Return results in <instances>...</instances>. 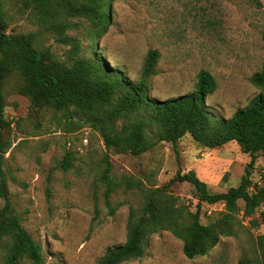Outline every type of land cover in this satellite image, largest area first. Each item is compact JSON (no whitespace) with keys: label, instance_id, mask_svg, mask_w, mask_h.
Instances as JSON below:
<instances>
[{"label":"rangeland","instance_id":"rangeland-1","mask_svg":"<svg viewBox=\"0 0 264 264\" xmlns=\"http://www.w3.org/2000/svg\"><path fill=\"white\" fill-rule=\"evenodd\" d=\"M5 9L10 32H34L37 47L50 48L60 60L94 53L88 48L90 21L85 18H68L69 28L48 29L22 1L5 0ZM109 13L111 20L97 34L94 51L137 81L148 51L158 50L157 73L147 80L151 96L166 99L193 91L202 69L217 81L206 103L219 118L232 116L259 92L250 77L264 57V0L261 7L248 0H112ZM69 36L78 39V52ZM22 84L17 72L4 83L5 117L11 124L0 126V145H7L0 169L23 225L42 246L43 264H96L108 247L123 243L131 207L144 203L143 192L127 187L129 181L143 180L146 187H156L167 184L179 168L194 169L212 192H220L239 184L251 159L236 141L209 148L191 135L177 142L180 163L169 141L140 155L119 152L107 148L87 124L67 130L63 114L34 105L20 92ZM68 150L74 165L64 170L61 162ZM107 163L118 182L110 196L116 207L113 215L104 200L105 184L99 180ZM262 169L264 152H259L254 181ZM170 190L196 209L198 198L189 182L170 183ZM3 203L0 196V207ZM244 204L239 200V218L246 228L238 237H221L208 254L187 258L183 241L161 230L149 237L141 258L122 264H239L243 254L254 252L257 235L264 233V225H251L258 213L243 215ZM200 208L206 223L225 205L203 202Z\"/></svg>","mask_w":264,"mask_h":264},{"label":"trees","instance_id":"trees-1","mask_svg":"<svg viewBox=\"0 0 264 264\" xmlns=\"http://www.w3.org/2000/svg\"><path fill=\"white\" fill-rule=\"evenodd\" d=\"M31 6L38 23L45 28H69L71 17L90 21L88 48L92 55H78L64 61L56 57L50 48L36 45L34 32H10L5 0H0V126H9L5 117L4 83L12 73L23 79L20 92L31 98L36 106L60 111L66 119V129L75 131L84 124L103 138L107 148L123 153L140 155L161 141L172 142L178 163L180 155L177 142L186 135L209 148L220 147L236 141L242 151L251 155L244 173L236 186L225 191L212 192L207 182L194 169L176 174L165 185L146 187L143 180L129 181L144 194V203L138 209L131 207L128 217L127 238L123 243L108 247L96 264H122L141 258L149 237L161 230H168L183 241L187 258L208 254L223 236L238 237L246 228L239 218V200L245 202L243 215L251 216V225H264V169L260 179L252 174L257 153L264 152V57L262 66L255 71L250 82L259 92L243 107L228 117H217L208 107L206 97L215 91L217 81L213 74L202 69L196 88L178 96L161 99L151 96L148 78L157 73L159 51H148L141 78L131 80L125 71L112 68L94 47L99 44L97 34L111 20L109 9L112 0H19ZM258 7L263 0H248ZM71 40V41H70ZM75 52L79 41L68 37ZM7 145H0V163ZM73 153L66 151L61 162L64 170L73 167ZM107 163L99 180L105 184L104 200L108 213L116 207L111 194L118 182L110 175ZM0 196V257L4 264H24L28 259L43 264L41 244L23 225L20 215L10 200L7 179L1 176ZM187 181L198 198L196 209H191L170 190V183ZM224 203L225 209L206 223L201 220L200 203ZM254 252L243 254L239 264H264V233L256 237Z\"/></svg>","mask_w":264,"mask_h":264}]
</instances>
